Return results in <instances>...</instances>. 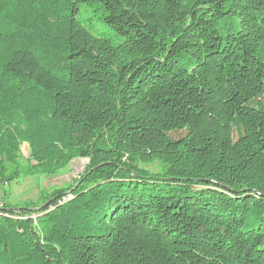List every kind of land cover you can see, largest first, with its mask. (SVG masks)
Masks as SVG:
<instances>
[{
	"label": "trees",
	"instance_id": "16d2710c",
	"mask_svg": "<svg viewBox=\"0 0 264 264\" xmlns=\"http://www.w3.org/2000/svg\"><path fill=\"white\" fill-rule=\"evenodd\" d=\"M24 145L88 165L0 264H264V0H0V184Z\"/></svg>",
	"mask_w": 264,
	"mask_h": 264
},
{
	"label": "rangeland",
	"instance_id": "374dc122",
	"mask_svg": "<svg viewBox=\"0 0 264 264\" xmlns=\"http://www.w3.org/2000/svg\"><path fill=\"white\" fill-rule=\"evenodd\" d=\"M29 158L26 145L21 149L20 178L8 185L0 184V204L8 203L12 208H19L27 205L35 206L34 211H39L43 207L41 193L47 194L55 187L73 185L85 173L88 165L87 159H77L72 161L69 166L61 173L50 177H38L31 174L28 168ZM140 166L150 172H161L162 165L159 162L150 164H140ZM40 215L34 214L32 218Z\"/></svg>",
	"mask_w": 264,
	"mask_h": 264
},
{
	"label": "water",
	"instance_id": "95a60500",
	"mask_svg": "<svg viewBox=\"0 0 264 264\" xmlns=\"http://www.w3.org/2000/svg\"><path fill=\"white\" fill-rule=\"evenodd\" d=\"M26 149H27V152H28V156H29V148H28V146H26Z\"/></svg>",
	"mask_w": 264,
	"mask_h": 264
}]
</instances>
